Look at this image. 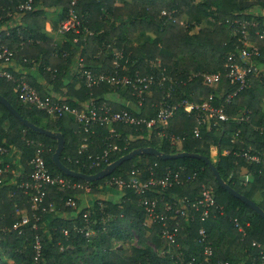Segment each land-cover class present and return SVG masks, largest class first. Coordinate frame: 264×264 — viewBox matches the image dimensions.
<instances>
[{
  "label": "trees",
  "instance_id": "obj_1",
  "mask_svg": "<svg viewBox=\"0 0 264 264\" xmlns=\"http://www.w3.org/2000/svg\"><path fill=\"white\" fill-rule=\"evenodd\" d=\"M26 0H0V24L19 16L21 24L0 31V46L14 50L15 57L25 64L41 60L50 83L58 89L66 87L61 98L71 107L94 98L105 102L113 111L126 108L138 117L157 118L161 107L177 105L166 126L160 122L81 126L72 115L51 117L45 111L23 103L17 82L0 75V94L5 96L21 115L32 123L63 134L65 143L61 161L69 168L87 174L95 173L120 156L138 147L152 146L171 154L179 151L200 153L210 157V147L217 148L215 164L222 178L233 188L253 200L264 210V75L261 69L248 75V85L237 92L235 100L226 105L227 120L200 123L201 110L187 111L184 100L200 103L215 94L237 90L238 83L227 75L229 64L242 63L240 50L245 39L253 42L260 56L253 59L264 65V0H32L31 9L21 11ZM258 7L260 15L247 11ZM73 7L81 20L79 34H62L54 44L44 31L46 9H55L53 29H58ZM166 13L163 14L162 12ZM246 23L243 29L242 23ZM87 31H92L89 35ZM245 31V34L243 32ZM135 34L144 38L135 43ZM77 36V42L73 41ZM52 52H56L53 56ZM67 52V55L65 54ZM233 53L235 59L230 61ZM117 54L121 56L118 57ZM83 57L84 66L95 73L114 72L153 77L147 93L139 99L131 86L103 82L87 87L79 77L65 82L73 62ZM116 60V62H115ZM14 78L22 74L7 69ZM220 73L213 85L207 75ZM79 76V75H78ZM162 77H165L162 79ZM36 88L38 85L30 80ZM247 109L244 118L241 112ZM45 121V124L43 123ZM198 129V136L195 130ZM116 148H110L112 146ZM0 146L13 149L10 157L0 155V166L9 162L16 174L5 173L0 182V264H214L217 260L230 264H260L264 249V218L240 198L220 186L209 164L202 158L185 156L160 158L142 153L121 163L110 175L86 181L63 173L52 156L57 147L55 138L26 127L0 102ZM43 148L48 170L84 187L60 189L49 185L43 189L41 206L33 208L32 196L38 191L24 192L20 183L32 170L29 159L37 148ZM110 148L107 162L89 166V154L96 155ZM258 156L259 160H250ZM133 169L141 177H162L168 172L178 174L179 181L167 187L154 186L147 193L157 199L158 221L148 219L140 196L129 187L107 186L111 177L128 179ZM248 174V178H245ZM1 177V176H0ZM203 186L213 189L215 205L205 221L195 204ZM104 190L118 193L103 196ZM40 194V193H39ZM72 199L74 205H66ZM27 214L29 221L13 228V223ZM237 218L243 230L234 225ZM178 227L175 241L162 236L165 225ZM204 226L213 255L203 254L204 244L198 240ZM91 230L90 236L86 235ZM135 234L137 245L125 253L115 241ZM40 242L39 253L34 245ZM253 241L259 246L253 245Z\"/></svg>",
  "mask_w": 264,
  "mask_h": 264
},
{
  "label": "built area",
  "instance_id": "obj_2",
  "mask_svg": "<svg viewBox=\"0 0 264 264\" xmlns=\"http://www.w3.org/2000/svg\"><path fill=\"white\" fill-rule=\"evenodd\" d=\"M77 0H71V4L75 5ZM32 0H26L25 2L19 4L18 9L21 11L31 9ZM163 14L166 12L163 11ZM243 29L246 27V23H242ZM57 31L60 34L66 33H74L79 34L81 32V20L78 17L77 12L73 7L69 9L67 16L59 22ZM243 32V31H242ZM89 35L92 34V31H87ZM245 34V31L243 32ZM264 36V33L262 34ZM77 36H74L73 41L77 42ZM244 47L240 50V59H242V63L239 65L230 62L228 76L231 78L232 82L238 83V89L224 95H217V97L221 98V102L215 104V94L209 96L202 100L200 103H193L187 100H184V108L187 111H191L193 108L201 110L202 118L200 123H208L213 121L214 123L218 120H227L228 116L226 113V105L232 103L237 95V92L245 88L248 85L247 77L249 74L256 72L259 70V67L256 65L253 57L260 56V52L255 45H248L244 35L243 41ZM67 55V52H65ZM15 52L5 45L0 46V61L4 63H10L14 58ZM120 57V54H117ZM264 60V55L262 56ZM235 59V55L233 53L230 54L229 60L232 61ZM0 75H5L10 79H13L17 82V89L19 91L20 99L23 103L34 106L40 110L45 111L49 116L55 118L61 116L63 113H68L73 116V118L84 127H92L94 125H105L109 126V131L113 132V124L117 122H123L128 124H140L145 123L146 126H152L157 122H160L163 126H166L169 118H171L177 108V105H171L166 107H161L157 118L151 117L149 119L138 117L130 110L123 108L120 111H113L111 107L105 102L99 104L95 101L94 98H90L88 101L81 104V109L77 110L75 107H71L65 102H62L59 98H52L49 96H41L37 90L26 80L23 75H20L17 78L8 72L7 70L0 69ZM77 75L84 80V83L87 87L98 86L103 82L110 83L113 85H123V86H131L133 88V93L138 97H142L145 93H147V89L149 84L153 82L152 76L141 75L138 72L133 76L128 74H120L117 70L114 72H99L95 73L91 69L86 68L84 66L83 57H78V69ZM165 77H162L164 79ZM206 80L213 85H217L220 80V73H213L211 75L206 76ZM142 102V99H139V103ZM240 118H244V116H240ZM196 135L198 136V129L195 130ZM110 148H116V146H112ZM110 148H106L102 153L92 155L89 154L88 158L90 159L89 166H98L102 162H107L109 157ZM13 149L9 150L5 146H0V155H6L10 157L13 153ZM244 155L250 160H259L258 156H250L247 153ZM4 162V159L0 160V162ZM29 165H31L32 170L27 176L25 180L20 183V187L23 188L24 192L34 190L38 191L37 194L32 196V206L33 208H39L41 206L43 189L49 185H56L60 189H64L66 187H84L85 191H89V186H83L80 183L70 181L69 179H65L61 176H54L48 170L46 166L45 159L43 157V148H37L35 154L29 159ZM13 169L10 166L9 162L4 163L3 166H0V182L4 179L2 177L3 174L9 173ZM140 169H133L130 172V176L128 179H124L122 176L111 177L107 179V186H119V187H129L134 190L140 196L141 203L144 205V208L147 213L148 219L152 221H158V214L156 212L157 207V199L149 198L147 193L154 189L156 185H162L163 187H167L173 183V181L178 182L179 177L178 174H171L168 172L162 177L156 178L154 176L141 177ZM40 193V194H39ZM215 197L212 187L203 186L200 197L196 201L195 207L196 209H201L200 220L205 221L209 214L212 206L215 205ZM66 205H74V201L72 199H68L66 201ZM29 221V217L27 214L21 215L20 219L13 223V228L18 229L19 233L22 232L21 227L27 224ZM165 225L162 230V236L169 240L170 242L175 241V237L178 231V227H173L171 230L166 222L163 223ZM234 225L239 229L243 230L242 226L239 224L237 218H234ZM91 230H87L86 235L90 236ZM198 240L204 244L203 254L210 258L213 255V250L210 244L207 241V233L205 227L202 226L199 229ZM253 245L259 246L260 244L256 241H253ZM35 249L37 253L41 248L40 242L37 239L35 245ZM260 264H264V249L260 250ZM195 258H192L189 261V264L194 263ZM214 264H230L228 261L217 260Z\"/></svg>",
  "mask_w": 264,
  "mask_h": 264
},
{
  "label": "water",
  "instance_id": "obj_3",
  "mask_svg": "<svg viewBox=\"0 0 264 264\" xmlns=\"http://www.w3.org/2000/svg\"><path fill=\"white\" fill-rule=\"evenodd\" d=\"M0 102L11 113H13L26 127L30 128L34 131L41 132L43 134H46V135L56 139L57 147L53 153L52 159H53L54 164L57 166V168L60 169L63 173H65L67 175L79 177V178H82L86 181L98 180V179H101V178H104V177L110 175L124 161L130 160L134 156L140 155L142 153L154 154V155H156L160 158H164V159L178 158V157H185V156L198 157V158H202L203 160H205L209 164V167L212 169V171H213L218 183L220 184V186H222L223 188L228 190L231 194H233L234 196L240 198L242 201L247 203L258 214H260L264 218V210L259 205H257L253 200H251L250 198H248L247 196H245L244 194H242L241 192H239L238 190L233 188L229 183H227L222 178L221 174L219 173V171L217 169V165L211 160V158L209 156H206V155H203L200 153L187 152V151H179V152L167 154V153L161 152L160 150H158L157 148L152 147V146L138 147V148L131 150L127 154L120 156L116 160L110 162L107 166H105L101 170H99L95 173H92V174H87L84 172L73 170V169L69 168L68 166H66L61 161L60 154L64 148V143H65L64 136L61 132L49 130L44 126H39V125L32 123L29 119L23 117L21 115V113L13 106V104L2 94H0Z\"/></svg>",
  "mask_w": 264,
  "mask_h": 264
},
{
  "label": "crops",
  "instance_id": "obj_4",
  "mask_svg": "<svg viewBox=\"0 0 264 264\" xmlns=\"http://www.w3.org/2000/svg\"><path fill=\"white\" fill-rule=\"evenodd\" d=\"M250 1H243L241 3L242 6L244 5H251ZM249 12H253L255 15H260L261 11L258 7L251 6L249 9H247ZM46 21L44 25V31L47 32L50 36L53 37L54 44L60 40L62 34H60L57 29H53V22L55 21V9L54 8H47L46 9ZM21 24V21L19 19V16L16 17V19H13L11 23L8 25L6 24H0V31L6 32L8 34L9 32V26H16ZM248 45H254L253 42L247 41ZM53 56L56 55V52H52ZM16 56V55H15ZM12 59L10 63H4L0 61V69H11L15 73L22 74L26 80L29 82L28 79L34 81L38 85V90L41 94L44 96H49L52 98H59L61 99L63 97V93L66 91V87L61 86L59 89L50 83V79L48 78V75L45 73V70H48L50 67L48 66L46 69H42L41 66V60L40 61H33L31 64H25L23 61H21L19 58L15 57ZM262 71V74L264 75V65L259 67ZM77 69H78V58L74 60L73 65L68 71L65 82H72L75 80V78L79 79V76L77 75ZM35 88V87H34ZM36 89V88H35ZM247 113V109H244L239 116H244V114ZM217 148L215 146L210 147V158L213 162L217 159ZM248 174H245V178H248ZM115 192L110 191L108 193L109 196L113 195ZM106 195V196H108ZM113 198L117 196H112Z\"/></svg>",
  "mask_w": 264,
  "mask_h": 264
},
{
  "label": "rangeland",
  "instance_id": "obj_5",
  "mask_svg": "<svg viewBox=\"0 0 264 264\" xmlns=\"http://www.w3.org/2000/svg\"><path fill=\"white\" fill-rule=\"evenodd\" d=\"M134 36H135V38H134V42L135 43H141L143 41V39H144L141 36V34L140 35L139 34H135ZM115 62H116V60H115ZM43 123L45 124V121ZM16 172L17 171L12 170L9 173L16 174ZM5 177H4V179H5ZM109 192H110V190H104L103 194H102L103 196H101V197H106V195H108ZM117 195H118V193H114L111 196H117ZM118 244H121L123 246V248H124V252L127 253V252H129V249H130L131 246L137 245V236L132 233V235L128 236L125 240L122 239V240L115 241V245H118Z\"/></svg>",
  "mask_w": 264,
  "mask_h": 264
}]
</instances>
